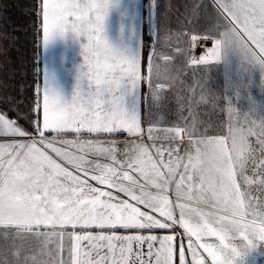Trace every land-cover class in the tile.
Here are the masks:
<instances>
[{
	"label": "crops",
	"instance_id": "1",
	"mask_svg": "<svg viewBox=\"0 0 264 264\" xmlns=\"http://www.w3.org/2000/svg\"><path fill=\"white\" fill-rule=\"evenodd\" d=\"M144 128L209 158L207 264H264V0H0L1 139ZM112 152L0 147V264H185Z\"/></svg>",
	"mask_w": 264,
	"mask_h": 264
},
{
	"label": "rangeland",
	"instance_id": "2",
	"mask_svg": "<svg viewBox=\"0 0 264 264\" xmlns=\"http://www.w3.org/2000/svg\"><path fill=\"white\" fill-rule=\"evenodd\" d=\"M13 136V139L0 138V147L112 149L115 156L110 158L115 159L111 163L128 165L132 176L134 171L138 181L165 200L163 203L140 202L136 208L144 210L151 217L167 219L170 224L179 226L186 240L185 264H207L209 218L213 215L209 202V183L212 180L209 158L193 154L192 146L180 145L172 130L144 128L137 137L34 139L18 134ZM184 151L189 153L183 155ZM199 248L206 254L200 256Z\"/></svg>",
	"mask_w": 264,
	"mask_h": 264
},
{
	"label": "trees",
	"instance_id": "3",
	"mask_svg": "<svg viewBox=\"0 0 264 264\" xmlns=\"http://www.w3.org/2000/svg\"><path fill=\"white\" fill-rule=\"evenodd\" d=\"M143 105V104H142Z\"/></svg>",
	"mask_w": 264,
	"mask_h": 264
}]
</instances>
